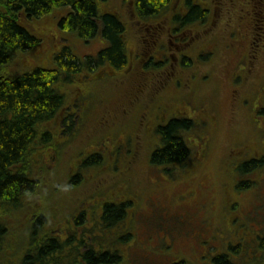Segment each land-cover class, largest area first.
Instances as JSON below:
<instances>
[{
    "label": "flooded vegetation",
    "instance_id": "flooded-vegetation-1",
    "mask_svg": "<svg viewBox=\"0 0 264 264\" xmlns=\"http://www.w3.org/2000/svg\"><path fill=\"white\" fill-rule=\"evenodd\" d=\"M113 2L114 0H108L104 4L105 12L113 13L122 26L120 37L125 60L120 65L106 61L97 62L93 67H88L87 63L80 65V71L73 75V84L76 81L94 83V88L99 94L102 90L101 95H104L99 101L100 107L90 113L85 121L81 109L72 100L70 105L65 104L60 111L53 133L60 145L65 142L69 148L83 149L78 152L74 161L80 167L84 165L81 155L93 153L101 161L111 163L114 170H121L130 180L131 177L141 178L151 170H156L154 178L173 175L181 179L186 174L195 175L200 171L201 164L207 161L209 144L206 138L209 126L218 123L214 118L220 111V108L215 107L217 103L219 105L217 96L212 95V92L217 91L214 89L218 88V83H213L209 75L211 73L203 72L216 53L215 45L207 37L213 31L221 34L232 20L238 25H232L233 29L229 33L232 40L225 42V50L229 52L227 49L236 42L233 53L236 57L240 56L227 79L231 91L229 110L235 109L232 107V100L237 101L235 87L239 85L238 90L240 88L243 95L247 94V100L244 99L242 103L248 105L242 108H247L253 116H258L259 113L263 115L264 98L258 97L259 95L255 99L254 97L258 84H264V74L262 71L255 72L254 77L248 64L249 52L253 48L249 40L252 41L256 32L260 36L256 50L264 51V0H168L159 11L149 15L138 12L137 0H120L111 9L108 5ZM194 6L201 10V16L184 19ZM224 22H227L226 26L223 25ZM96 37L100 38V35ZM79 39L78 37L77 40ZM91 39L80 40L89 42ZM102 40L105 48L111 45L110 41ZM64 46L67 45L63 43L50 49L61 51ZM101 50L99 48L93 54L82 56L73 50L72 54L77 59L80 56V60L85 62L89 57L95 60ZM209 98L214 104L207 103ZM236 104L238 105L237 102ZM254 120L253 124L264 128L259 124L260 121ZM172 121L187 123L174 131L181 139L186 153L180 160L158 161L154 157L155 153L166 146L162 129ZM110 124H115L112 132L108 130ZM195 125L198 130L194 129V134L191 135ZM194 135L196 142L191 138ZM100 143L105 147V152L98 150ZM92 147L94 151H91ZM69 153L65 158L70 160ZM114 170L111 174H114ZM86 175L85 172L78 173L73 177L74 183L81 182L77 186L82 187ZM91 179L94 177L90 173L86 187H89ZM163 182L154 179L150 189L157 188ZM89 195L93 196L89 202L92 206L100 203L104 208L109 203L122 208L123 216L114 223L118 229L123 227L128 213L130 216L137 208L134 199H128L123 193L112 192L96 196L93 186ZM149 196L155 199L153 195ZM83 205L78 212L93 217L94 208L85 205L84 212L81 210ZM101 213L102 211L98 212L99 217Z\"/></svg>",
    "mask_w": 264,
    "mask_h": 264
},
{
    "label": "trees",
    "instance_id": "trees-1",
    "mask_svg": "<svg viewBox=\"0 0 264 264\" xmlns=\"http://www.w3.org/2000/svg\"><path fill=\"white\" fill-rule=\"evenodd\" d=\"M107 1L0 0V264H123L122 260L129 264L137 256L150 261V252L135 253V256L126 248L125 242L133 233L134 211L130 216L128 213L123 227L118 229L114 223L123 216L121 207L109 203L104 208L100 203L92 206L88 202L93 196H88L90 198L80 203L94 208L95 215L90 217L75 211L71 204L63 206L54 192L58 176L53 173L49 176L45 168L60 155L65 157L53 130L66 104L64 91H70L65 88L74 82L73 75L80 71V65L87 63L88 67H93L105 61L120 65L125 60L120 37L122 26L113 13L101 10V5ZM167 2L137 0V9L140 14L149 15ZM51 15L61 32L85 40L100 35L111 45L102 49L95 60L89 57L82 62L67 45L51 53L50 66H31L28 71L22 66L15 68L16 59L36 55L46 46L33 25ZM200 16L201 10L194 6L184 19ZM207 103L214 104L211 98ZM215 107L219 108L218 103ZM262 113L264 118V110ZM247 115L251 117L249 111ZM214 119L219 122L220 117L215 114ZM254 119L259 120L256 116ZM186 125L185 121H172L162 129L166 146L155 153V159L180 160L184 157L186 150L174 131ZM215 125L209 126L206 138L207 158L218 141L210 131L218 123ZM254 125L255 139L261 140L264 128ZM237 132L234 138L239 143L243 139ZM46 193L50 200L45 199ZM6 211L18 216L19 220L11 222ZM61 211L64 212L61 218H66L57 220ZM100 211L101 217L98 216ZM13 224L22 227L24 238L20 242L13 236L7 239ZM260 245L264 248V240ZM170 264L189 263L180 260Z\"/></svg>",
    "mask_w": 264,
    "mask_h": 264
},
{
    "label": "rangeland",
    "instance_id": "rangeland-1",
    "mask_svg": "<svg viewBox=\"0 0 264 264\" xmlns=\"http://www.w3.org/2000/svg\"><path fill=\"white\" fill-rule=\"evenodd\" d=\"M118 1L120 0H114L108 7L115 8ZM101 8L105 12L104 4ZM52 19L53 15L34 23V30L41 35L46 46L36 55L16 59L13 64L15 68L22 66L24 71H28L31 66H50L51 53H56V50L50 48L55 49L63 43L71 46L74 53L80 56L93 54L97 49L105 48L101 37L95 36L89 42L77 40L78 37L75 35L61 32ZM227 22L223 25L226 26ZM234 24L238 25L232 20L221 34L213 31L207 37L209 42L215 45L216 53L204 67L203 72L211 73L208 74L213 83H218V88L214 89L217 91L212 92V95H216L219 102L220 111L216 113L217 117H220L218 120L220 123L218 122L217 127L210 128L218 141L208 155L207 161L201 164L200 171L195 175L186 174L181 176V179L173 175H168V178L166 175L154 178L156 170H151L138 178L140 179L138 182L136 181L138 179L133 177L129 181V177L121 170H114L111 163L101 161L93 153L81 155L84 165L80 167L74 161L78 152L83 149L69 148L68 143L60 147L64 150V155L70 152V160L58 157L45 165L49 176L52 173L58 176L54 192L59 202L64 203L63 206L71 204L75 211L83 205L80 203L82 200L90 198L89 191L93 186L96 195L103 193L109 195L115 192L123 193L128 199H134L137 204L133 214L134 228L131 239L125 242L126 248L135 256L148 252L151 255L150 261L137 256L130 260L129 264H170L180 260H185L189 264H264V248L260 245L264 240V138L258 141L255 139L252 127L255 128L252 123L255 121L254 116L250 114L251 118L247 115V108H242L248 105L242 103L244 99L247 100V94L243 95L240 88L238 90L239 85L235 87L238 93L237 101L232 100V107L236 110L234 108L229 110L231 91L227 79L240 55L236 57L233 53L236 42L227 49L229 52L225 50V42L229 43L232 40L229 33ZM259 42L260 36L256 32L252 41L249 40L253 48L249 52L248 66L252 69L254 77L255 72L262 71L264 74V51L256 50ZM73 83L65 88L70 90L64 91L66 104L70 105L72 100H75L86 121L90 113L100 107L102 90L99 94L91 81ZM260 84L254 85L257 86L254 99L258 95L264 98V84ZM252 104L253 101L250 102V105ZM259 115L263 116L259 113L256 116L258 121L264 122V118ZM259 124L264 126V123ZM114 125L110 124L108 130L114 131ZM194 129L198 130L197 125L193 127L191 135L194 134ZM236 131L242 135L243 140L239 143L234 138ZM263 131L262 129L261 132ZM191 138L196 142L195 135ZM98 150L105 152V147L103 148L101 144ZM91 151H94L93 147ZM257 155L258 158H255ZM113 170L114 174H111ZM81 172L87 175L82 187H78L77 184L81 182L75 184L73 177ZM89 172L94 179H91L89 187H86ZM154 179L164 182L158 184L157 188L150 189ZM147 193L153 195L155 199L149 194L145 198ZM48 194H44V197L50 200ZM63 213L61 211L57 220L66 218H61ZM6 217L11 222L19 220L18 216L8 211ZM47 217L50 218L49 215ZM10 228L12 233H9L7 239L13 236L20 242L24 238L22 227L18 228L13 224ZM62 229L65 227L62 226ZM121 262L124 264L125 260Z\"/></svg>",
    "mask_w": 264,
    "mask_h": 264
}]
</instances>
